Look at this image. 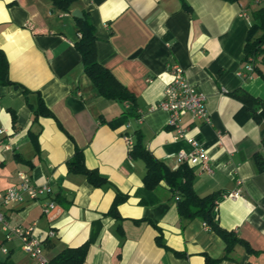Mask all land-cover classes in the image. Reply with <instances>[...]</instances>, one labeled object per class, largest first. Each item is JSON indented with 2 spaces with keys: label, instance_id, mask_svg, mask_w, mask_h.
<instances>
[{
  "label": "crops",
  "instance_id": "crops-1",
  "mask_svg": "<svg viewBox=\"0 0 264 264\" xmlns=\"http://www.w3.org/2000/svg\"><path fill=\"white\" fill-rule=\"evenodd\" d=\"M261 6L264 0L74 3L72 12L79 11L94 28L98 62L134 96L131 104L102 98L84 75L74 48L79 34L72 13L60 12L49 0H0V50L14 83L0 85V191L17 186L20 174L51 189L49 196L5 208L9 225L33 226L47 262L85 243L92 230L96 236L84 264L219 259L225 253L222 239L201 219H181L176 197L164 183L144 188V164L130 161L125 140L133 145L140 132L146 149L171 168L169 156L188 152L192 139L205 148L211 170L189 167L194 192L217 195L214 222L251 250L235 243L216 264H264V171L258 172L254 162L255 154L264 162V79L238 76L251 14ZM171 66L180 67L206 97L210 118L204 123L183 116L186 136L178 140L168 114L156 108ZM260 69L264 72V66ZM239 92L261 101L259 123L232 96ZM40 103L51 116L36 114ZM75 149L106 185L95 188L69 170L66 163ZM237 189L240 196L228 198ZM116 194L126 197L117 207L119 218L108 214ZM49 202L54 209L46 214L43 205ZM7 258L13 264H36L17 239L6 241L0 230V262Z\"/></svg>",
  "mask_w": 264,
  "mask_h": 264
},
{
  "label": "trees",
  "instance_id": "trees-1",
  "mask_svg": "<svg viewBox=\"0 0 264 264\" xmlns=\"http://www.w3.org/2000/svg\"><path fill=\"white\" fill-rule=\"evenodd\" d=\"M52 6L63 13H72V6L78 0H49ZM102 0H95L100 3ZM228 4L239 3L241 0H220ZM183 7L190 12V8L183 2ZM252 24L249 27L246 41L243 48V66L250 64L252 66V74L264 79V72L260 66H264V6H261L251 14ZM78 39L74 42V48L81 58L84 75L89 79L96 89L98 95L108 101L129 102L134 104V96L122 86L113 74L101 65L97 60V38L94 33L93 26L83 17L76 20ZM0 85H14L8 77V61L5 54L0 50ZM236 98L245 106L246 113L256 122L259 123L258 110L261 101L251 97L250 95L239 92L233 93ZM43 104L37 107L36 114H44L51 116L46 109L45 113ZM14 121V116H13ZM119 120L118 123H122ZM128 156L131 160L141 161L145 167V174L142 183L145 189L154 190L161 183H164L176 197L177 213L181 219H201L206 226L209 227L225 244V253L219 259H206V264H216L227 258L228 253L232 250L235 243L245 246L248 252H251L248 245L238 240L231 232H227L214 222L212 211L215 207L216 194H210L199 197L193 190L192 181L193 174L187 165H182L177 171H171L163 162L157 160L143 144V138L140 132H135V142L133 143ZM254 162L258 172L264 171V162L258 154L254 155ZM70 171L83 175L88 183L100 188L107 184L95 170H89L84 165L83 154L79 149H75L73 157L67 161ZM124 195L116 194L110 209L109 215L118 217L117 207L124 202ZM96 232L92 230L88 240L82 245L74 248H66L56 255L46 264H84L88 248L94 242ZM0 264H13L10 258L1 261Z\"/></svg>",
  "mask_w": 264,
  "mask_h": 264
},
{
  "label": "built area",
  "instance_id": "built-area-1",
  "mask_svg": "<svg viewBox=\"0 0 264 264\" xmlns=\"http://www.w3.org/2000/svg\"><path fill=\"white\" fill-rule=\"evenodd\" d=\"M168 70L170 80L166 84L162 99L156 108L168 114V125L175 131L174 140L184 139L186 136L185 130L180 124L183 116L188 114L196 121L209 123L210 118L206 109V97L189 84L184 71L180 67L171 66ZM251 74L252 66L250 64H245L238 72V76L244 80L251 78ZM3 133L4 131L0 129V134ZM125 140L128 147L131 148V141L128 138H125ZM188 144L190 146L188 152L180 150L169 156V158L174 159V164L170 168L171 171H177L182 165H187L188 167L200 165L203 171L210 173L209 158L203 145L192 139L188 140ZM19 179L20 182L17 186L0 191V230L4 233L6 241L13 238L17 239L22 252L36 264H46L47 260L42 253V240L34 234V227L10 226L4 215V209L11 205L35 201L40 197L49 196L51 195V189L47 185H35L31 178L25 174H20ZM240 184L241 182H238V185ZM239 196L240 190L237 189L230 193L228 198L237 199ZM53 209V202L43 205V212L46 214ZM49 236H53V233L50 232ZM1 251L4 254L7 253L6 249Z\"/></svg>",
  "mask_w": 264,
  "mask_h": 264
},
{
  "label": "water",
  "instance_id": "water-1",
  "mask_svg": "<svg viewBox=\"0 0 264 264\" xmlns=\"http://www.w3.org/2000/svg\"><path fill=\"white\" fill-rule=\"evenodd\" d=\"M72 17H74L76 19H82L83 18L82 14L79 11H77V10L72 12Z\"/></svg>",
  "mask_w": 264,
  "mask_h": 264
}]
</instances>
